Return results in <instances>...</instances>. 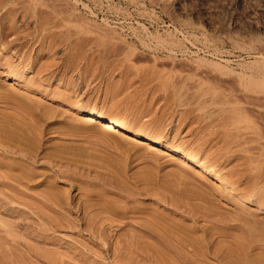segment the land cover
Listing matches in <instances>:
<instances>
[{
    "label": "rangeland",
    "instance_id": "374dc122",
    "mask_svg": "<svg viewBox=\"0 0 264 264\" xmlns=\"http://www.w3.org/2000/svg\"><path fill=\"white\" fill-rule=\"evenodd\" d=\"M0 3L1 264H264V0Z\"/></svg>",
    "mask_w": 264,
    "mask_h": 264
},
{
    "label": "bare ground",
    "instance_id": "6f19581e",
    "mask_svg": "<svg viewBox=\"0 0 264 264\" xmlns=\"http://www.w3.org/2000/svg\"><path fill=\"white\" fill-rule=\"evenodd\" d=\"M1 4V3H0ZM16 10V9H15ZM18 10V9H17ZM22 10V9H21ZM20 10H18L17 11V15H18V20H17V22L20 24V26H23V25H26V24H29L30 22H31V18L30 17H32V16H26L25 14H22V13H20L19 12ZM2 12V11H1ZM6 12V11H5ZM11 12V11H10ZM22 12V11H21ZM8 13V12H7ZM1 14V13H0ZM2 17V16H1ZM28 26V25H27ZM23 28V27H22ZM12 39H18L17 37L16 38H12ZM18 41V40H17ZM76 108V107H75ZM80 111H83V108L82 107H80V109H79ZM101 110V109H100ZM99 110V111H100ZM87 113H86V115H84L85 113H83V115L85 116V117H83V121H87V120H91V121H94V120H96V122H98L99 124H100V127H101V130H103L102 131V133L103 132H105V133H103L104 134V136H106V135H112L113 136V134H116V133H118V132H121V133H123L122 134V136L124 137L123 139L125 140V142H127V140L129 141V143H132L131 145H135L136 147L137 146H140V148H142V147H154V146H156V144H157V141L156 140H154L153 138H151V137H147V136H145V135H143V134H141V133H132L131 131H130V129H129V125H127V123L125 122V121H119V120H117V119H110V118H107V117H105V116H103L102 114H100V113H97V111L95 110V108L94 107H91V108H88V109H86L85 110ZM97 114V115H96ZM82 115V116H83ZM95 115H96V117H95ZM98 116V117H97ZM96 118V119H95ZM93 123V122H92ZM101 133V134H102ZM102 134V135H103ZM106 134V135H105ZM118 135V134H117ZM111 136V137H112ZM115 136V135H114ZM107 137V136H106ZM110 137V138H111ZM105 138V137H104ZM103 138V140H105L106 141V139H104ZM110 138H108L107 137V139H109L110 140ZM113 138V137H112ZM102 139V138H101ZM113 139H115V138H113ZM117 139H118V136H117ZM121 139V138H120ZM119 140V139H118ZM122 140V139H121ZM115 143H117V142H119V141H114ZM118 144V143H117ZM120 144H121V141H120ZM134 146V147H135ZM142 146V147H141ZM139 148V147H138ZM175 151H176V155L174 156L175 158L174 159H177L178 160V162H180L179 164H180V166L182 165V167L183 166H185V165H191V166H194V167H196L199 171H201V172H203V173H208V174H213L214 173V171H213V169L210 167V166H208V165H206L205 163H203L202 161H200V159L195 155V154H192V153H186V152H184V150L183 149H181V148H176L175 149ZM166 152V151H165ZM2 182H3V180H1ZM1 181H0V185L2 184L1 183ZM2 189H0V193L2 194V192L3 191H1ZM1 194H0V196H1ZM50 195V194H49ZM55 195V194H54ZM56 196V195H55ZM50 197H51V195L48 197V200H50V202L52 203V201H51V199H50ZM53 197V196H52ZM3 198V199H2ZM4 196L2 195L1 197H0V212L2 211V208H4L5 207V202H4V204L2 203V200H4ZM54 199H56V198H54ZM56 200H58V198L56 199ZM56 200H54V202H57ZM6 201V200H5ZM7 205V204H6ZM264 207V206H263ZM57 210V209H56ZM56 210H54V211H56ZM264 211V210H263ZM60 212V211H59ZM57 215H56V214ZM50 214H52V213H50ZM54 214L56 215V218H59V216L61 215H59V213H58V210L56 211V212H54L53 214H52V218L54 217L55 218V216H54ZM58 216V217H57ZM0 218H3V217H0ZM0 227H2L1 225H0ZM2 228H0V230H1ZM2 231V230H1ZM1 233H0V261H2L1 260V255H2V253H1V251H2V245H1V241H2V237H1ZM136 247V246H135ZM139 247V246H138ZM137 248V247H136ZM135 248V249H136ZM139 248H141V247H139ZM143 249V248H142ZM143 250H145V249H143ZM137 251V250H136ZM142 252V250H138L137 252ZM3 252V251H2ZM142 253H144V251L142 252ZM145 253H146V255L149 253L150 254V252L149 251H147V250H145ZM158 253V252H157ZM148 254V255H149ZM167 254V253H166ZM150 255H152V254H150ZM148 256V258L149 257H152V256ZM155 256V255H154ZM161 255H157V257L155 258V259H153V260H156L157 262H159L160 264H161V262H162V260L164 261L165 259V257H163L162 258V256L160 257ZM167 256H168V254H167ZM147 257V256H146ZM158 257H160V260H161V262H160V260H159V258ZM175 257V256H174ZM2 258H3V256H2ZM158 258V259H157ZM166 258H171L170 256L169 257H166ZM179 258V257H178ZM175 259V258H174ZM140 260V259H139ZM139 260H138V262L137 263H140L139 262ZM169 260V259H168ZM168 260H165L166 262L164 263V262H162V263H164V264H167V262H168ZM173 259L171 258L170 259V262L172 261ZM181 259H177L176 258V260H173L172 262L175 264V262L177 261V263L180 261ZM3 261H4V259H3ZM137 261V260H136ZM145 261V260H144ZM156 261H154L155 262V264H157V262ZM170 262H168L169 264H170ZM172 263V264H173ZM180 263V262H179ZM178 263V264H179ZM183 263V262H182ZM1 264V263H0ZM133 264H136V263H133ZM186 264V263H185Z\"/></svg>",
    "mask_w": 264,
    "mask_h": 264
}]
</instances>
